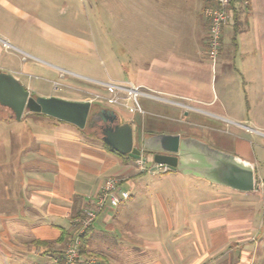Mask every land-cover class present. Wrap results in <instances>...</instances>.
Masks as SVG:
<instances>
[{
    "label": "crops",
    "instance_id": "crops-1",
    "mask_svg": "<svg viewBox=\"0 0 264 264\" xmlns=\"http://www.w3.org/2000/svg\"><path fill=\"white\" fill-rule=\"evenodd\" d=\"M152 1L157 8L133 9L136 16L128 18L132 30L126 32L124 62L122 54L112 52L113 71H122L124 77L92 78L93 84L75 77L64 80L67 88L83 95L62 98L113 110L120 122H131L135 146L150 135L179 134L237 155L253 163L257 188L238 192L160 168L150 153L144 152L139 163L111 152L96 134L85 136L73 124L29 113L30 134L14 137L20 146H0L6 152L3 157L8 152L13 156L9 167L7 158L0 167L3 256L48 259L62 251L75 219L91 205L105 179L119 177L130 197L97 214L85 235L81 264L90 258L92 264H264V0H249L246 8L235 10L238 29L232 15L215 64L207 58L208 21L202 13L206 0ZM0 3L10 13L19 12L12 1ZM139 22L141 30H133ZM0 34V70H5L1 63L8 43L4 31ZM22 59L18 70H8L16 78L36 74L58 79L57 71ZM107 82H129L158 98L140 96L136 110L103 105L109 96ZM127 104L134 106L131 100ZM144 164H151V171L173 172L162 176L173 184L172 192L154 189L161 206L151 222L132 207L134 193L150 194L141 183Z\"/></svg>",
    "mask_w": 264,
    "mask_h": 264
},
{
    "label": "rangeland",
    "instance_id": "rangeland-1",
    "mask_svg": "<svg viewBox=\"0 0 264 264\" xmlns=\"http://www.w3.org/2000/svg\"><path fill=\"white\" fill-rule=\"evenodd\" d=\"M9 1L16 4L19 12L10 13L0 3V30L4 31L2 38L8 43L3 48L1 63L3 69H5L3 71L18 70L22 58L30 59L55 70L57 71V80H49L36 74L28 79L19 74L15 75L19 77L17 79L23 86L26 88L31 87L32 93L41 97L51 95L59 98L63 96L72 98L74 95H83V93L67 88L64 80L73 77L84 84H93L92 78L108 81V75L111 74H119L124 77L122 71L118 70L117 73L113 71L112 52L116 50L119 55L122 54L120 57L124 62L125 36L126 32L131 29L128 18L131 15L136 16V13H132L133 9H142L144 6L158 7V4L152 0ZM163 7L161 6V8ZM140 25L139 22L138 27L132 26L133 30L140 31ZM228 30L231 31V27H228ZM227 33L225 39L229 43V33ZM12 75L14 76L13 73ZM83 97L87 98L88 95ZM101 103L114 106L108 104L106 100H102ZM96 109L97 106L91 103L89 117ZM24 113L25 115L20 120L9 118L12 117V112L0 105V146H14L19 141L14 138L15 134H22V138L30 134V130L33 128L30 115L37 113L28 111ZM29 113L31 114L27 115ZM87 123L81 129L85 136H88L89 133L92 134L87 127ZM260 142L264 145L263 138L260 139ZM16 146L20 145L16 144ZM255 149L257 148L255 147ZM5 153L0 150V167L3 164L2 161L6 158L8 162L6 167H9L13 162V156L9 152L6 157H3ZM261 158L264 159L263 149ZM141 167L142 174L146 175L141 183L147 186V190L150 188V194L145 193V190L134 193L132 195L134 197L132 207L134 209L139 208V212L143 214L142 217L146 218L147 222H151V219L155 217L153 212L161 206L160 200L157 196H154V189L160 187L166 190L167 193L172 192L173 184L165 182L162 176L173 172L169 171L164 174L160 173L161 171H151V164H144ZM182 184L184 182L179 185ZM185 197L188 198V195H185ZM130 199L132 200V198ZM174 199L170 200L168 204L173 205L172 201ZM167 207L170 206L167 205ZM158 218L160 219V217ZM47 260L44 257L34 255L23 256L20 259L16 256L5 257L0 254V264H45ZM89 260L94 261L93 258Z\"/></svg>",
    "mask_w": 264,
    "mask_h": 264
},
{
    "label": "water",
    "instance_id": "water-1",
    "mask_svg": "<svg viewBox=\"0 0 264 264\" xmlns=\"http://www.w3.org/2000/svg\"><path fill=\"white\" fill-rule=\"evenodd\" d=\"M0 105L11 110L9 118L20 120L28 111L73 124L79 129L86 126L91 111L89 101L30 96L29 90L12 73L1 70ZM100 111L108 113L110 119L118 118L111 109L101 108ZM105 135L101 140L107 146L135 160L149 152L157 167L204 178L238 192L249 193L257 188L252 162L212 148L199 139L179 134H154L143 138L141 146L137 147L133 144L129 121H119Z\"/></svg>",
    "mask_w": 264,
    "mask_h": 264
},
{
    "label": "built area",
    "instance_id": "built-area-1",
    "mask_svg": "<svg viewBox=\"0 0 264 264\" xmlns=\"http://www.w3.org/2000/svg\"><path fill=\"white\" fill-rule=\"evenodd\" d=\"M213 4L203 8L202 13L208 21L207 32V58L212 64L217 63L220 48L222 44V34L225 26L231 20L233 13L238 8H246L249 0H211ZM109 93L107 102L109 104H122L129 110L139 109L138 98L142 95L158 98V96L144 91L139 86L132 83L116 84L107 82L105 84ZM131 100L134 106H128L127 102ZM138 162L141 163L140 159ZM122 179L119 177H108L105 179L98 194L94 197L91 205L82 210L81 215L75 219L76 226L74 232L68 237V240L57 254L50 256L45 264H81V245L82 235L91 227L97 214L105 206H117L130 197L129 191L121 187ZM258 186V184H257ZM94 263L93 260H87L86 264Z\"/></svg>",
    "mask_w": 264,
    "mask_h": 264
},
{
    "label": "flooded vegetation",
    "instance_id": "flooded-vegetation-1",
    "mask_svg": "<svg viewBox=\"0 0 264 264\" xmlns=\"http://www.w3.org/2000/svg\"><path fill=\"white\" fill-rule=\"evenodd\" d=\"M1 71H3V70H1ZM28 90H29V95L30 96H33V97H37L38 96V95L32 93L30 89H28ZM47 97H49V96H47ZM5 108H7V107H5ZM87 121H88V123H87L88 129L93 134H96L97 136H99L100 139H102L103 137H106L105 134L108 131V129L109 128H113L119 122L118 118L110 119L108 113L101 112L99 110V108L94 110V112L90 115V117H88Z\"/></svg>",
    "mask_w": 264,
    "mask_h": 264
},
{
    "label": "trees",
    "instance_id": "trees-1",
    "mask_svg": "<svg viewBox=\"0 0 264 264\" xmlns=\"http://www.w3.org/2000/svg\"><path fill=\"white\" fill-rule=\"evenodd\" d=\"M206 5L205 6H207V5H211V4H213L212 2H211V0H206ZM204 6V7H205ZM237 15H238V13H237V11H235L234 12V14H233V16L235 17V24H234V29H235V31H237V29H238V20H237ZM37 114H40V113H37ZM50 118H52V117H50ZM53 119H55V118H53ZM55 120H57V119H55ZM58 121H61V120H58ZM106 148L107 149H109V147L108 146H106ZM111 152H113V153H115V154H117V155H119V156H121V157H127V155H123V154H120V153H118V152H116V151H114V150H111V149H109ZM145 153H149V152H145ZM89 231V229H87V231H86V233L82 236V245H81V254L82 253H84V251H85V235L87 234V232Z\"/></svg>",
    "mask_w": 264,
    "mask_h": 264
}]
</instances>
